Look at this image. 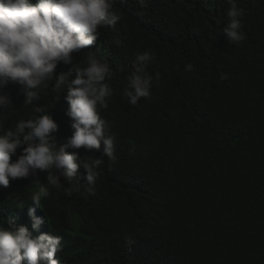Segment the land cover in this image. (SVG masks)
Segmentation results:
<instances>
[{
	"label": "trees",
	"instance_id": "obj_1",
	"mask_svg": "<svg viewBox=\"0 0 264 264\" xmlns=\"http://www.w3.org/2000/svg\"><path fill=\"white\" fill-rule=\"evenodd\" d=\"M231 7L228 0H112L120 20L100 28L96 43L73 52L55 75L69 74L70 83L89 51L109 64L113 93L98 110L106 134L116 136V160L103 146L67 148L103 160L94 191L85 190L82 167L71 183L54 167L36 170L0 187V227L11 220L34 235L61 237V264H264V0H236L238 42L223 31ZM146 51L150 95L133 106L123 93L132 61ZM55 84L30 106L22 86H0L12 101L0 107V131L47 114L58 125L54 150L66 145L75 121L68 85ZM50 176L60 177L59 187ZM41 187L49 195L37 205L31 197ZM32 209L44 219L38 229Z\"/></svg>",
	"mask_w": 264,
	"mask_h": 264
},
{
	"label": "clouds",
	"instance_id": "obj_2",
	"mask_svg": "<svg viewBox=\"0 0 264 264\" xmlns=\"http://www.w3.org/2000/svg\"><path fill=\"white\" fill-rule=\"evenodd\" d=\"M229 23L223 29L232 42L242 39L239 34L243 12L236 0H228ZM120 16L112 10V0H0V86L9 83L22 86L26 93L23 106H30L33 98L48 88L55 79V87L68 85L69 115L75 121L74 132L67 144L55 149L52 133L57 123L47 114L34 119H19L14 127L0 131V187L29 178L36 170L54 167L69 183L82 167L85 170L84 188L94 191L101 158H81L67 148L101 149L109 162H115V134H106L108 122L99 108H108L107 99L113 93L106 80L111 79L109 64L96 53L89 51L86 66L76 69V78L69 83L68 75H55L58 65L70 64L72 53L87 49L96 43L99 29L114 27ZM153 60L150 52L137 54L132 61V74L123 95L128 103L136 105L142 97L150 95L153 77L147 68ZM192 65H186L190 71ZM35 89V91H33ZM12 101L0 95V107ZM42 109L35 108V112ZM52 187L60 186L59 176H50ZM79 191V185L76 188ZM49 195L41 187L32 194V201L40 205ZM23 208V206H20ZM34 217V209L29 213ZM44 219H35L38 229ZM61 237L52 233L34 235L27 226L8 221L0 227V264H61Z\"/></svg>",
	"mask_w": 264,
	"mask_h": 264
}]
</instances>
